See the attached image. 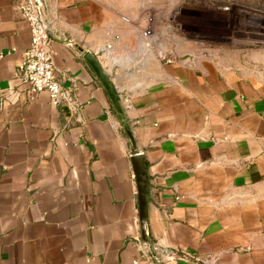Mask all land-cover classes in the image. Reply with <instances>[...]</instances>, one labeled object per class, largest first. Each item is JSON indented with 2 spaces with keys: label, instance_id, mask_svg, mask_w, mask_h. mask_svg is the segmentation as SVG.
I'll use <instances>...</instances> for the list:
<instances>
[{
  "label": "crops",
  "instance_id": "obj_1",
  "mask_svg": "<svg viewBox=\"0 0 264 264\" xmlns=\"http://www.w3.org/2000/svg\"><path fill=\"white\" fill-rule=\"evenodd\" d=\"M21 1L0 0V264H158L136 152L161 264H264V42L234 34L249 25L226 16L232 0H42L73 109L15 75L31 41Z\"/></svg>",
  "mask_w": 264,
  "mask_h": 264
},
{
  "label": "built area",
  "instance_id": "obj_2",
  "mask_svg": "<svg viewBox=\"0 0 264 264\" xmlns=\"http://www.w3.org/2000/svg\"><path fill=\"white\" fill-rule=\"evenodd\" d=\"M38 5L41 7L43 20L38 13ZM42 7V0H22L19 4V11L30 24L31 41L24 51V58L18 65L15 75L26 79L31 93L46 91L52 105L58 106L66 102L73 109L77 106V101L72 91L64 87L57 76L51 48L52 38L48 34L50 27L44 18ZM152 35L151 25L148 24L145 30V43L147 46L152 44ZM124 102L128 103L129 98L126 97ZM147 247V245L144 246V254L148 257L150 250ZM134 263L145 264V261L144 258H141L136 259Z\"/></svg>",
  "mask_w": 264,
  "mask_h": 264
},
{
  "label": "water",
  "instance_id": "obj_3",
  "mask_svg": "<svg viewBox=\"0 0 264 264\" xmlns=\"http://www.w3.org/2000/svg\"><path fill=\"white\" fill-rule=\"evenodd\" d=\"M38 13L40 14L42 20V11L41 7L38 5ZM48 34L50 38L53 39L51 30H48ZM84 57L85 59L90 63V65L93 67L97 78L101 81L104 88L106 89L113 107L120 119V122L122 124V127L124 128V131L126 132L132 148L134 150H137L136 141L134 138V134L132 131V128L128 122L126 111L124 109V106L122 105L121 99L114 89L110 75L106 73L103 66L101 65L99 59L97 56L89 51H84ZM132 164L135 171L136 181H137V187H138V196H139V219H140V227H141V236L144 241V243L148 246L150 252L152 253L153 257L158 261V264H161L157 255L156 247L154 245L152 235L150 233L149 229V222L147 219V181H148V172L146 168V161H145V155L141 152H136L132 156Z\"/></svg>",
  "mask_w": 264,
  "mask_h": 264
},
{
  "label": "rangeland",
  "instance_id": "obj_4",
  "mask_svg": "<svg viewBox=\"0 0 264 264\" xmlns=\"http://www.w3.org/2000/svg\"><path fill=\"white\" fill-rule=\"evenodd\" d=\"M213 2L215 4L219 2L224 3L223 0H213ZM227 3L230 4L231 9L226 16H233L232 19L242 21V23L249 25V29H238L234 31V34L239 33L246 35L249 40L264 42V2H257L255 0H232L227 1ZM235 8H239L236 13L235 11L233 12Z\"/></svg>",
  "mask_w": 264,
  "mask_h": 264
}]
</instances>
